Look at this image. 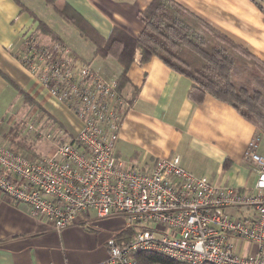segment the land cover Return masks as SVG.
<instances>
[{
  "label": "crops",
  "instance_id": "0c3cea01",
  "mask_svg": "<svg viewBox=\"0 0 264 264\" xmlns=\"http://www.w3.org/2000/svg\"><path fill=\"white\" fill-rule=\"evenodd\" d=\"M174 1L264 62V0ZM63 2L103 38L114 28L137 38L143 29L139 13L151 0H58L57 5ZM39 21L56 33L81 63L110 79L117 80L121 73L113 58L93 57V45L44 0H0V142L13 150L20 140L31 145L32 137L22 127L33 108L41 128L69 139L81 129L79 120L51 97L20 61L28 40L40 46L50 43L49 37L37 30ZM126 78L120 94L127 107L116 143L120 159L150 166L156 159L178 156L186 171L204 176L216 186H232L240 192L253 187L256 177L245 152L258 131L230 105L210 95L194 103L188 97L192 82L155 57L142 65L135 57ZM31 147L36 155L50 150ZM259 153H264V140ZM90 212L57 233L46 221L32 219L26 206L11 204L0 194V264H107L108 242L124 244L118 235L130 225L121 215L98 219ZM226 213L244 218L250 212L227 209ZM239 246L241 255L255 251L246 242Z\"/></svg>",
  "mask_w": 264,
  "mask_h": 264
},
{
  "label": "built area",
  "instance_id": "2783aa9c",
  "mask_svg": "<svg viewBox=\"0 0 264 264\" xmlns=\"http://www.w3.org/2000/svg\"><path fill=\"white\" fill-rule=\"evenodd\" d=\"M23 66L57 102L80 122L74 139L54 141L55 134L23 120L26 132L54 146L34 157L0 143V194L28 208L57 233L83 213L98 219L121 215L137 232L121 246L108 242L107 264H136L138 254L155 253L184 264H264V138L246 148L256 180L249 190L216 186L186 171L178 156L150 166L116 155L118 131L127 107L116 80L89 64L72 62L66 47L37 50L34 40L20 53ZM227 209L250 212L232 217ZM240 242L255 248L241 255Z\"/></svg>",
  "mask_w": 264,
  "mask_h": 264
},
{
  "label": "trees",
  "instance_id": "16d2710c",
  "mask_svg": "<svg viewBox=\"0 0 264 264\" xmlns=\"http://www.w3.org/2000/svg\"><path fill=\"white\" fill-rule=\"evenodd\" d=\"M44 1L93 45V57L117 61L121 67L116 80L118 94L127 83L126 73L134 58L142 65L155 57L192 82L188 93L191 101L198 104L210 95L230 105L264 138V62L174 0H151L139 13L143 29L137 38L116 28L103 38L68 4L58 6V0ZM37 30L50 39L48 45H35L37 50L54 45L66 47L44 23L39 21ZM69 57L72 62H81L71 51ZM17 91L28 105H33L27 95ZM57 130L61 131L60 127ZM19 149L37 157L24 140L17 142L14 150ZM137 230L133 224L118 236L126 244ZM135 260L136 264H184L155 253L138 254Z\"/></svg>",
  "mask_w": 264,
  "mask_h": 264
},
{
  "label": "rangeland",
  "instance_id": "374dc122",
  "mask_svg": "<svg viewBox=\"0 0 264 264\" xmlns=\"http://www.w3.org/2000/svg\"><path fill=\"white\" fill-rule=\"evenodd\" d=\"M67 50H68V48H67ZM31 112L32 113H29V114H32V116H33V119L35 118V113H36V109H32L31 110ZM28 114V115H29ZM37 119L35 118V122H36V125L38 126L39 124H38V122L36 121ZM39 127V126H38ZM23 128V132L25 133V129H24V126L22 127ZM41 128V127H40ZM42 130H44V131H49L51 134H55L53 131H51L50 130V128H47V127H43L42 128ZM29 137H32L30 140H32L31 142H30V144H31V146L33 145V146H37V148L39 149V150H41V151H43V150H47V149H50L49 150V152L48 153H39V155H37V157H42L43 155L44 156H46V155H49L51 152H52V150H53V148H54V146L53 145H51L50 143H48V142H46V141H43V139H41L40 137H33L32 135H30L29 134ZM67 139H69L68 137H65V135L64 134H59V133H56V135L54 136V141H56V142H63V141H66ZM1 143V142H0ZM2 144V143H1ZM90 214L93 216V217H95V214L93 213V212H90Z\"/></svg>",
  "mask_w": 264,
  "mask_h": 264
}]
</instances>
